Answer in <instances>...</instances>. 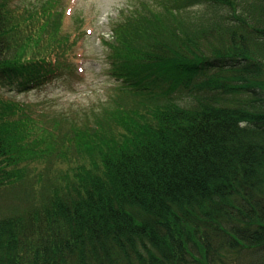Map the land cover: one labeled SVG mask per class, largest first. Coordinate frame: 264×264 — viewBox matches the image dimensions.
Wrapping results in <instances>:
<instances>
[{"label":"trees","instance_id":"trees-1","mask_svg":"<svg viewBox=\"0 0 264 264\" xmlns=\"http://www.w3.org/2000/svg\"><path fill=\"white\" fill-rule=\"evenodd\" d=\"M62 3L0 0V264H264V0L123 11L81 120L4 95L72 69Z\"/></svg>","mask_w":264,"mask_h":264},{"label":"rangeland","instance_id":"rangeland-1","mask_svg":"<svg viewBox=\"0 0 264 264\" xmlns=\"http://www.w3.org/2000/svg\"><path fill=\"white\" fill-rule=\"evenodd\" d=\"M144 0H63L65 11L64 29L79 36L78 44L68 56L71 70L44 87L28 92L6 91L5 96L23 102L39 103L51 113L65 114L81 120L85 115L93 116L117 93L120 82L111 74L110 46L113 41V24L121 13L132 6H140ZM150 1V0H146ZM18 4H36L40 0H15ZM173 96L180 104L186 96ZM77 113L73 115L72 113ZM69 117V118H70ZM75 118V119H76ZM68 127V121L64 120ZM33 176L43 173L42 164L37 165ZM18 187L0 189V209L6 211L19 203Z\"/></svg>","mask_w":264,"mask_h":264}]
</instances>
